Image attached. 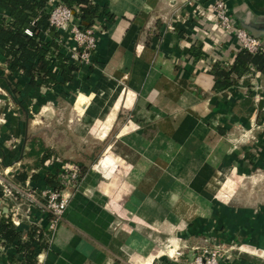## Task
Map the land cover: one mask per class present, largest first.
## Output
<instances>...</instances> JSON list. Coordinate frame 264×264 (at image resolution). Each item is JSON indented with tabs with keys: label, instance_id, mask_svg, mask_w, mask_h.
<instances>
[{
	"label": "crops",
	"instance_id": "1",
	"mask_svg": "<svg viewBox=\"0 0 264 264\" xmlns=\"http://www.w3.org/2000/svg\"><path fill=\"white\" fill-rule=\"evenodd\" d=\"M97 1L113 18L92 64L69 83L0 78V99L20 111L0 108V174L43 186L33 178L47 153L77 156L86 169L35 264H180L162 248L170 241L171 253L176 236L189 246L206 237L239 244L223 264H264V73L214 76V64L228 69L241 46L206 9L210 0ZM225 3L264 43V0ZM52 109L61 123L32 129L29 113ZM97 143L96 163L81 160L80 149ZM4 247L0 264H22L14 245Z\"/></svg>",
	"mask_w": 264,
	"mask_h": 264
},
{
	"label": "built area",
	"instance_id": "2",
	"mask_svg": "<svg viewBox=\"0 0 264 264\" xmlns=\"http://www.w3.org/2000/svg\"><path fill=\"white\" fill-rule=\"evenodd\" d=\"M96 1L91 0L92 5H95ZM97 8L99 13L102 12L100 5ZM206 9L214 12L218 23L227 33L236 36L242 50L249 53L264 52V43L237 23L229 14L225 0H210ZM44 12L47 14L49 26L58 33L56 42L68 60L77 65L92 64L98 35L105 31L110 21H106L104 15L96 16L91 26L83 28L78 17L80 14L78 6H69L61 0H47ZM1 18L4 19V24L9 22L8 17ZM25 33L31 35L29 30ZM42 36L46 39V34ZM0 68L5 74H10L7 62L4 65L0 64ZM43 169V172L55 177L54 186L45 184L39 186L29 177L15 181L12 173L0 174V217L8 219L15 228L22 230H30L32 226L40 228L42 235L35 237L33 241L39 246L53 242L69 200L73 192L79 188L85 174L77 163L53 156L46 161ZM225 244L215 237L204 238L200 246L191 248L193 254L186 264L227 263L233 258L232 251L240 249L233 246L224 248ZM175 248L169 253L165 247L163 254L172 258L171 255L175 253L173 261L178 262L185 252H178ZM4 249V243L0 240V254ZM41 255L40 251L36 254V263H41Z\"/></svg>",
	"mask_w": 264,
	"mask_h": 264
},
{
	"label": "trees",
	"instance_id": "3",
	"mask_svg": "<svg viewBox=\"0 0 264 264\" xmlns=\"http://www.w3.org/2000/svg\"><path fill=\"white\" fill-rule=\"evenodd\" d=\"M46 1L0 0V9L9 19V22L4 24V19L0 17V50L9 65L10 75L22 73L28 78L30 85L51 88L69 83L79 65L70 62L57 44L58 33L49 26L47 14L44 12ZM61 1L69 6H78L80 11L78 17L83 28L91 26L96 16L104 15L106 21L113 18L107 11L105 3L101 1H96L95 5H92L91 0ZM99 5L102 8L100 13L97 8ZM26 30H29L31 35L26 34ZM43 34H46V39ZM252 69L264 73V52L249 53L241 49L228 69L221 70L219 64L215 63L214 76L221 75L225 80H229L233 75L240 77ZM1 73L0 78H5ZM11 87L14 94L18 93L20 88L18 84ZM49 156L47 153L38 161L42 171ZM82 171L85 173L86 169L82 167ZM24 178L25 173H21L18 181ZM33 179L44 181L45 185H55V177L47 172ZM26 235V240L21 241L22 228H15L8 219L0 217V240L4 244L15 246L16 251L23 255L22 264H35L36 254L41 246L33 241L35 237L42 235V230L32 226Z\"/></svg>",
	"mask_w": 264,
	"mask_h": 264
},
{
	"label": "rangeland",
	"instance_id": "4",
	"mask_svg": "<svg viewBox=\"0 0 264 264\" xmlns=\"http://www.w3.org/2000/svg\"><path fill=\"white\" fill-rule=\"evenodd\" d=\"M2 72L1 74L3 75H6L2 70L0 71ZM3 106H7V107H16V104L14 102V100L10 97L8 100L5 99V100H1L0 99V108H2ZM18 112H20L18 109H17ZM30 115V121H31V124L32 125V129L34 130H38L39 128H49V127H54L57 123H61L62 121V115H58L57 112H55V110H48V111H43L41 113H29ZM5 117L3 116V113H0V124H3V121H2V118ZM5 120V118H4ZM31 124H30V127H31ZM67 124L69 125V123L67 122ZM66 128H68V133H70V130L69 127L67 126ZM39 132V131H38ZM71 139V137H70ZM74 140V139H72ZM76 140H74V143H75ZM87 142L85 141L84 144H86ZM88 147V146H87ZM87 147H82L80 150L83 149V151H81V160L85 159V160H88L87 163H90L91 165L93 163H96V161L98 160V158L100 157L102 151H103V146L99 145L98 143L97 144H92V147L90 148V151L89 153H87ZM58 157L60 158L61 160H64V161H69V162H74V163H77L78 165L82 162L78 161V157L75 156V157H72V159H68V158H63V156H58V155H54V154H50L49 158L50 157ZM90 161V162H89ZM83 164V163H82ZM244 182H246V180H244ZM245 184V183H244ZM246 185V184H245ZM244 185V186H245ZM176 250H178V252L180 251H183L185 252V254L183 255L182 258H179L178 259V262L180 264H183V262H185V259L187 260L188 258H186V255L190 252V256H192L193 254V250L191 249L192 247H195V246H189V244L187 243H183V238L180 237V236H176ZM219 241H221V243L224 241H222V239H220ZM173 244V243H172ZM168 245H171V242H166L164 245H163V249L168 246ZM200 246V245H199ZM230 246H233L235 248H239V244H236L234 242H226V244L224 245V248H228ZM238 252L237 249L233 250L232 252ZM166 258H168V260L170 261H173L174 260V257L176 256L175 253H173V255H171L172 258L168 257L167 255H164Z\"/></svg>",
	"mask_w": 264,
	"mask_h": 264
},
{
	"label": "water",
	"instance_id": "5",
	"mask_svg": "<svg viewBox=\"0 0 264 264\" xmlns=\"http://www.w3.org/2000/svg\"><path fill=\"white\" fill-rule=\"evenodd\" d=\"M101 172H103V171H101Z\"/></svg>",
	"mask_w": 264,
	"mask_h": 264
}]
</instances>
